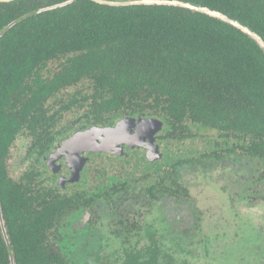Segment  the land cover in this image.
Here are the masks:
<instances>
[{
  "label": "flooded vegetation",
  "instance_id": "1",
  "mask_svg": "<svg viewBox=\"0 0 264 264\" xmlns=\"http://www.w3.org/2000/svg\"><path fill=\"white\" fill-rule=\"evenodd\" d=\"M47 105L0 155V264H264L259 150L180 135L151 100Z\"/></svg>",
  "mask_w": 264,
  "mask_h": 264
},
{
  "label": "trees",
  "instance_id": "2",
  "mask_svg": "<svg viewBox=\"0 0 264 264\" xmlns=\"http://www.w3.org/2000/svg\"><path fill=\"white\" fill-rule=\"evenodd\" d=\"M103 1L0 2V155L60 92L97 118L151 100L180 135L211 128L264 155V0H178L255 37L187 7Z\"/></svg>",
  "mask_w": 264,
  "mask_h": 264
},
{
  "label": "water",
  "instance_id": "3",
  "mask_svg": "<svg viewBox=\"0 0 264 264\" xmlns=\"http://www.w3.org/2000/svg\"><path fill=\"white\" fill-rule=\"evenodd\" d=\"M9 1H12V0H0V2H9ZM93 1L101 3V4L104 3L103 0H93ZM64 3H67V1L62 2L60 4H57V5H63ZM105 3L107 5H111V6L137 5V4H142V5H152V4L159 5V4H161V5H177V6H180V7H187L189 9H191V10L202 12V13L208 15V16L217 17V18H219L221 20L228 21L230 24H232L234 27L238 28L242 32L248 33V34H250L251 36H254V37L256 36L255 33L252 32L247 26H244V25L238 23L235 20L228 19L225 15L221 14L220 12H218L216 10L209 9V8H207L205 6L193 5V4H190V3H187V2L178 1V0H131V1H124V2L107 0V1H105ZM54 6H48L45 9H51ZM13 23L14 22H12V24ZM8 27H10V25H8ZM98 130H99L98 128L88 129L86 131H83V132L79 133L77 135V137H81L82 136L83 138H89V139L92 138V137L95 138L94 139V146H95L96 149H100L103 146L101 144L95 143L96 139L99 140V138H100L99 136H97V131Z\"/></svg>",
  "mask_w": 264,
  "mask_h": 264
},
{
  "label": "rangeland",
  "instance_id": "4",
  "mask_svg": "<svg viewBox=\"0 0 264 264\" xmlns=\"http://www.w3.org/2000/svg\"><path fill=\"white\" fill-rule=\"evenodd\" d=\"M205 133H207V132H205Z\"/></svg>",
  "mask_w": 264,
  "mask_h": 264
}]
</instances>
